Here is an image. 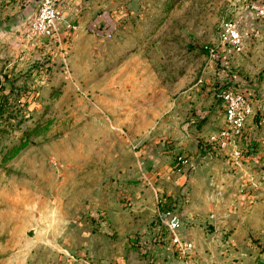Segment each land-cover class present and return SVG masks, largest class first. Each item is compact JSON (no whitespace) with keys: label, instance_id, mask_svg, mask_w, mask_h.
I'll return each mask as SVG.
<instances>
[{"label":"rangeland","instance_id":"374dc122","mask_svg":"<svg viewBox=\"0 0 264 264\" xmlns=\"http://www.w3.org/2000/svg\"><path fill=\"white\" fill-rule=\"evenodd\" d=\"M60 1L75 29L31 48L18 46L24 16L2 18L11 19L0 32V264H117L105 213L117 209L115 191L173 171L176 155L190 161L218 126L219 87L256 103L247 153L264 139V17L247 9L264 0ZM225 19L259 34L223 56ZM139 235L128 237L137 255L123 250L121 262L150 264Z\"/></svg>","mask_w":264,"mask_h":264},{"label":"crops","instance_id":"0c3cea01","mask_svg":"<svg viewBox=\"0 0 264 264\" xmlns=\"http://www.w3.org/2000/svg\"><path fill=\"white\" fill-rule=\"evenodd\" d=\"M37 3L38 0H0V27L4 25L0 32L9 33L6 32L5 25L11 18L3 20L5 14L16 16L19 11V15L24 16L21 25L24 27L29 17L26 15ZM8 37L9 34H6L5 38ZM26 44V41L19 43V49ZM35 45L37 44L30 43L27 48ZM15 47L16 45H11V48ZM217 108L220 113L217 124L220 125L223 116L219 106ZM250 120L244 144L250 143L252 149L253 142L247 140L249 133L254 132ZM200 138L202 137L196 140V146L188 156L190 161L185 157L187 162L179 172L169 168L168 172L161 174L158 167L150 171V182L146 186L142 183L120 186L115 191L116 197L120 199L114 205L117 209L106 208L105 213L106 226H113L116 232L117 239L111 245V251L117 257V264H128L121 262L123 250L137 255L133 247L129 246L132 243L128 239L135 231L141 234L140 238L148 240L144 243L146 246H139L138 249L139 253H145L143 256L149 258L150 264H179L178 256L170 249L167 239L156 243L151 228L147 229V222L150 220L151 224L156 216L159 200L170 205L179 215V233L192 240V258L196 263L264 264V181L260 178L264 172V139L258 144L254 142L255 153H250L246 158L232 159L201 151L198 148ZM145 208H150L149 220ZM126 210H129V217L124 213ZM204 225L208 226L205 230L202 229ZM225 229L231 231L227 235L230 242L228 250L231 252L227 258L223 255V248L217 246L218 243L223 245L220 238ZM251 238H258L262 245L250 243ZM124 239L126 243H123ZM233 258L239 260H232ZM131 264H141V261L136 260V263Z\"/></svg>","mask_w":264,"mask_h":264},{"label":"built area","instance_id":"2783aa9c","mask_svg":"<svg viewBox=\"0 0 264 264\" xmlns=\"http://www.w3.org/2000/svg\"><path fill=\"white\" fill-rule=\"evenodd\" d=\"M62 9L60 0H38L35 11L28 17L23 27V40L27 43L40 44L56 36L58 30H74L73 23L63 22ZM247 9L254 18L264 17V6L257 2L250 1ZM248 34L258 36L259 29L250 26L247 31H244L232 19L222 20L218 28V39L219 43L225 47L221 49L223 56L241 49L245 36ZM223 56L219 55L220 60L225 59ZM215 96L222 111L223 120L220 125L201 138L199 148L201 151L224 158H246L250 153H247L244 137L249 132L248 121L254 115L253 99L234 86L217 88ZM186 162L185 157L176 155L173 160L174 171L179 172ZM260 178L264 181V172L261 173ZM180 227L181 220L178 214L173 208L165 205L164 201L159 200L158 210L150 227L153 240L159 243L166 238L170 249L178 256L179 264H199L192 258L194 247L192 240L180 235Z\"/></svg>","mask_w":264,"mask_h":264},{"label":"trees","instance_id":"16d2710c","mask_svg":"<svg viewBox=\"0 0 264 264\" xmlns=\"http://www.w3.org/2000/svg\"><path fill=\"white\" fill-rule=\"evenodd\" d=\"M217 59L220 60L219 55H217ZM164 204H165V203H164ZM167 206H169V205H167ZM122 207H125V206H122ZM152 221L154 222V219H153ZM152 224H153V223H152ZM152 224H151V225H152ZM150 227H151V226H150Z\"/></svg>","mask_w":264,"mask_h":264}]
</instances>
